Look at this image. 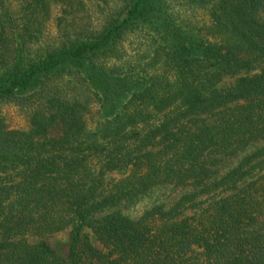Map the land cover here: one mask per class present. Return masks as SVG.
<instances>
[{"label": "trees", "instance_id": "trees-1", "mask_svg": "<svg viewBox=\"0 0 264 264\" xmlns=\"http://www.w3.org/2000/svg\"><path fill=\"white\" fill-rule=\"evenodd\" d=\"M15 1L0 0V264H264V143L207 180L264 139V0ZM125 35L142 47L127 59ZM65 230L60 257L44 239Z\"/></svg>", "mask_w": 264, "mask_h": 264}, {"label": "rangeland", "instance_id": "rangeland-1", "mask_svg": "<svg viewBox=\"0 0 264 264\" xmlns=\"http://www.w3.org/2000/svg\"><path fill=\"white\" fill-rule=\"evenodd\" d=\"M9 3L10 9L12 11L16 10V1L15 0H7ZM89 6V3H88ZM172 8L175 12H178L179 15H182L181 9L176 7L174 4H172ZM195 21L198 22V24L205 23L206 16L201 11H195ZM91 14H94V11H91ZM95 17V14L93 15V18ZM80 22L75 23V27L80 26ZM73 26V27H74ZM45 35L43 37V40L49 41L51 40L55 34H56V28L55 23L53 21V15L49 18L47 24H46ZM138 39L132 37L131 35H125V37L122 39L121 47L125 49V59H127L128 55H133L137 50L142 49L140 45H138ZM249 75V74H248ZM244 74L237 75L235 77L231 78H225L219 83V87H227L232 85L235 80H237L240 77H244ZM1 114L4 118V123L9 129L13 130H24L26 128V121L25 118L22 116V114L18 111L16 107H13L11 105H4L1 108ZM264 143V139L255 142L254 144L248 146L243 152L238 154L237 156L230 158L228 160H224V163H221L218 165L219 172L216 175H212L207 179L208 181H216L218 180L222 175H224L227 171L232 169L237 162L243 158V156L247 155L248 153H252L255 150L258 149L259 146H261ZM121 176V173H110L107 174V178H119ZM175 191H171L170 187L163 188L161 190H156L151 195L145 196L140 198L139 200L129 203L126 205H123L119 208L120 213L127 217L128 219L135 220L139 218L144 210H146L149 206L156 204V203H163L167 202L170 199L175 198L177 196ZM83 236H86L91 243H93V238L91 233L88 229H83L82 232ZM37 240L32 239L30 242H36ZM44 242L47 244V246L55 252L58 256L63 257L67 253L68 245H69V238H68V231H61L55 234H52L44 239ZM94 244V243H93Z\"/></svg>", "mask_w": 264, "mask_h": 264}]
</instances>
